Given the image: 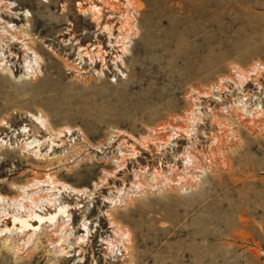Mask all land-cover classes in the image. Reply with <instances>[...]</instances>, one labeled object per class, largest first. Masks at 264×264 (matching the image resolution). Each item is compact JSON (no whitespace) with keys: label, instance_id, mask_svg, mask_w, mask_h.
<instances>
[{"label":"rangeland","instance_id":"rangeland-1","mask_svg":"<svg viewBox=\"0 0 264 264\" xmlns=\"http://www.w3.org/2000/svg\"><path fill=\"white\" fill-rule=\"evenodd\" d=\"M0 264H264V0H0Z\"/></svg>","mask_w":264,"mask_h":264},{"label":"bare ground","instance_id":"bare-ground-1","mask_svg":"<svg viewBox=\"0 0 264 264\" xmlns=\"http://www.w3.org/2000/svg\"><path fill=\"white\" fill-rule=\"evenodd\" d=\"M189 156V155H188ZM170 181V180H169ZM74 190V189H73ZM34 221H37V223H43V217H41V216H39V215H37V214H34ZM15 219H17L19 222H25L24 220H22V219H19V218H15ZM22 224V223H21ZM23 225V224H22ZM25 226L27 225V223L25 222V224H24ZM23 225V226H24ZM39 225V224H38Z\"/></svg>","mask_w":264,"mask_h":264},{"label":"clouds","instance_id":"clouds-1","mask_svg":"<svg viewBox=\"0 0 264 264\" xmlns=\"http://www.w3.org/2000/svg\"><path fill=\"white\" fill-rule=\"evenodd\" d=\"M8 27H9V28H11V27H12V25H11V24H9V25H8ZM21 192H23V188H21ZM22 198H23V199H27V197H22ZM69 246H70V245H69Z\"/></svg>","mask_w":264,"mask_h":264}]
</instances>
